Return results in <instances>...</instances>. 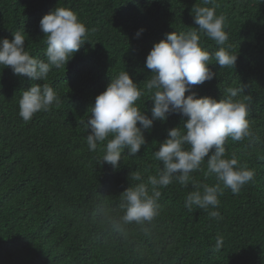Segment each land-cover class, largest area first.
<instances>
[{
	"label": "trees",
	"instance_id": "trees-1",
	"mask_svg": "<svg viewBox=\"0 0 264 264\" xmlns=\"http://www.w3.org/2000/svg\"><path fill=\"white\" fill-rule=\"evenodd\" d=\"M56 7L74 11L87 28L86 42L68 63L52 67L43 81L0 65V264H264V0L207 5L204 0H0V39L20 31L25 50L46 60L40 20ZM195 7H215L225 18L224 47L231 46L237 61L235 67L220 68L212 60L216 77L192 91L220 99L226 88L244 87L234 99L248 104L252 135L240 141L229 137L225 158L235 155L255 176L238 194L224 190L219 207L210 209L222 219L195 206L189 211L184 204L191 182L185 187L173 180L159 188L160 215L145 226L126 225L125 238L111 222L124 214L120 195L158 175L163 165L154 152L169 129L183 131L187 117L154 120L144 130L146 144L135 156L124 149L118 169L99 164L107 141L89 151L87 120L96 96L122 71L143 92L136 106L151 117L146 57L167 33L198 31ZM200 46L213 55L220 47L204 34ZM36 83L51 86L59 102L24 121L19 100ZM134 171L142 181L130 180ZM206 172L207 158L191 175L198 183L216 184ZM217 237L223 238L219 251Z\"/></svg>",
	"mask_w": 264,
	"mask_h": 264
},
{
	"label": "clouds",
	"instance_id": "clouds-1",
	"mask_svg": "<svg viewBox=\"0 0 264 264\" xmlns=\"http://www.w3.org/2000/svg\"><path fill=\"white\" fill-rule=\"evenodd\" d=\"M211 2L204 0L205 5ZM192 15L198 31L167 33L146 57L145 66L152 72L151 79L145 82V88L153 93L151 117L136 106L143 92L129 73L122 71L96 96L87 120L89 151H96L98 143L107 141L99 164L106 162L118 169L124 149H128L130 156H135L146 144L144 130L151 129L154 120L165 121L170 114L187 117L183 131L181 127L169 129L167 139L154 152L155 159L163 165L158 175L149 176L147 184L140 182L120 195L124 214L111 222L115 231L125 238L126 225L145 226L160 215L159 188L170 185L173 180L185 187L191 182L193 190L187 194L184 204L189 211L195 206L208 211L212 218L222 219L219 211L210 209L219 207V197L224 190L238 194L255 176L254 170L240 165L235 155L225 158L224 145L229 137L240 141L252 135L247 119L249 106L234 99L244 92V87H228L225 89L227 96L220 99L197 97L192 91V86L216 77L209 68L212 60L220 68L235 67L237 55L228 50L230 45L224 47L228 41L225 18L216 15L215 7H195ZM40 28L46 37V60L31 56L25 50L24 34L16 31L12 33V39H0V65L11 68L15 75L43 81L52 67L66 65L86 42L87 28L69 8L56 7L44 15ZM142 32L140 29L136 35ZM201 34L220 46L214 55L200 46ZM58 102L59 97L51 86L32 84L19 100V116L29 121L37 112L48 111ZM185 145L189 147L185 148ZM206 158L205 175L216 177L214 185L198 183L191 175L200 170ZM129 178L131 181L143 179L139 171L131 172ZM104 215L111 220L107 212ZM222 244L223 238L217 237L215 250L219 251Z\"/></svg>",
	"mask_w": 264,
	"mask_h": 264
}]
</instances>
